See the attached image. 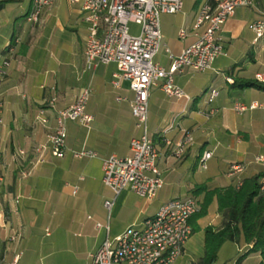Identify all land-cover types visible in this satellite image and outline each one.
Returning <instances> with one entry per match:
<instances>
[{
    "label": "crops",
    "instance_id": "0c3cea01",
    "mask_svg": "<svg viewBox=\"0 0 264 264\" xmlns=\"http://www.w3.org/2000/svg\"><path fill=\"white\" fill-rule=\"evenodd\" d=\"M204 1L194 0L191 9L184 11L183 0L181 13L160 16L163 55L164 48L179 55L196 41L191 28ZM251 1V7L237 8L223 25L219 39L224 56L210 70L174 75V84L188 101L168 98L157 86L150 89L147 112L156 110L159 115L148 135L158 152L163 186L147 201L127 190L115 198L101 182L102 162L111 155L128 157L129 141L139 137L141 130L131 116L133 94L128 83L120 81L119 88L112 84L116 65L85 68L87 32L80 5L53 0L38 22L30 24L25 18L32 0H0V62L9 57L7 48L13 47L7 75L0 82L1 264H8L14 253L20 254L19 264H91L90 256L105 240L115 239L129 227L141 228L163 204L189 196L201 203L204 192L194 194L198 187L234 186L236 179L226 177L229 165H243L241 180L264 175V163H253L255 157H264V91L238 85L242 80L264 84L256 80L264 78V39L255 42L249 29L264 18V0ZM130 26L139 32L138 26ZM183 29L187 36L180 40ZM160 51L155 63L167 69ZM87 87L91 93L85 111L92 123L82 127L65 122L64 155L56 158L46 149L42 162L36 163L35 149L46 145L57 112L71 106ZM211 90L218 95L208 103ZM235 104L256 108L239 115L233 110ZM183 131L191 132L193 141L176 159L174 145ZM164 139L172 144L167 146ZM83 150L95 157H72V152ZM204 152L212 155L202 169ZM112 200L108 212L104 202ZM223 223L215 203L205 215L190 220L191 236L175 264L199 263L205 255L206 230L217 232ZM12 235L18 236L16 243L8 242ZM249 249L225 243L216 260L259 264V256Z\"/></svg>",
    "mask_w": 264,
    "mask_h": 264
},
{
    "label": "built area",
    "instance_id": "2783aa9c",
    "mask_svg": "<svg viewBox=\"0 0 264 264\" xmlns=\"http://www.w3.org/2000/svg\"><path fill=\"white\" fill-rule=\"evenodd\" d=\"M70 4H79L86 24V43L83 58L86 70H94L99 65L115 64L112 84L119 88L120 81H126L133 94L131 116L136 128L141 130L139 137L129 141V156L120 158L109 156L101 165V182L116 198L127 190L136 197L151 201L163 186V180L157 168L158 152L150 139L146 121L148 96L152 87H159L168 98L188 101L189 98L175 84V74H183L186 70L204 73L211 69L216 59L224 56L220 44V32L223 25L234 15L237 8H249L251 0H205L199 6L198 15L191 28L196 41L184 49L179 55H173L167 48L164 53L170 61L168 70L153 62L161 50V34L159 19L162 15L181 13L183 0H67ZM53 0H32L31 10L25 21L36 24L44 9L52 6ZM139 27V32L131 34L129 25ZM249 29L254 41L264 39V18L254 21ZM187 31L181 30L180 40L185 39ZM16 41H14V44ZM9 57L0 62V82L7 75L10 55L13 47L7 48ZM257 81L264 82L258 76ZM91 88H85L68 108L57 112L56 126L47 135L46 145L35 149L36 163H41V154L48 149L52 156L61 158L65 153V122H75L82 127L92 123V117L85 111ZM218 92L211 90L207 102L211 103ZM118 100H120L118 98ZM1 107V105H0ZM256 108L255 104L246 107L235 104L233 110L242 114ZM42 113H40V116ZM1 124V120H0ZM164 131V134L169 130ZM193 141L191 132L183 131L181 139L174 145L173 156L180 159L188 145ZM163 142L170 146L168 140ZM20 155L23 152H19ZM210 152H204L200 167L205 169V162L211 158ZM75 159L93 158L89 151L72 152ZM254 164L264 163V157L257 156ZM242 164H231L226 170V177L236 179L235 187L241 186L239 178L243 172ZM260 191H264V179L260 182ZM75 194V190L73 192ZM112 201L104 202L109 212ZM199 211L194 198L174 199L163 204L156 214L145 221L141 228L129 227L121 235L103 242L92 254L91 264H175L191 236L190 219ZM17 235L8 238V242L16 243ZM20 254L14 253L8 264H19ZM2 260L0 259V264Z\"/></svg>",
    "mask_w": 264,
    "mask_h": 264
},
{
    "label": "trees",
    "instance_id": "16d2710c",
    "mask_svg": "<svg viewBox=\"0 0 264 264\" xmlns=\"http://www.w3.org/2000/svg\"><path fill=\"white\" fill-rule=\"evenodd\" d=\"M240 88H256L264 91V84L256 81L238 82ZM264 175L259 174L242 179L236 188L198 187L195 193L204 192L195 220L206 214L212 203L223 216V227L217 232L207 229L205 232V255L197 264H213L220 247L225 243L243 244L249 247V253L259 256V264H264V194L260 191V182ZM194 198V196H189ZM190 222V221H189Z\"/></svg>",
    "mask_w": 264,
    "mask_h": 264
},
{
    "label": "rangeland",
    "instance_id": "374dc122",
    "mask_svg": "<svg viewBox=\"0 0 264 264\" xmlns=\"http://www.w3.org/2000/svg\"><path fill=\"white\" fill-rule=\"evenodd\" d=\"M194 0H184V3H185V7H184V11H186V8L187 9H191V6H192V3H193ZM174 19H176L177 17H173ZM129 30H130V33L131 34H137V27L135 26H130L129 25ZM172 32V31H171ZM173 33V32H172ZM174 34V33H173ZM162 51V50H161ZM160 51V54L162 55V59H161V64L162 65H166L167 69L164 68L165 70H168V64L170 66V61L167 59V57L165 55H163V52L161 53ZM165 58H164V57ZM153 62H155V60H153ZM168 62V63H167ZM148 116V122L146 123V127H147V131L148 133L151 131V129L154 128V123H155V120L157 119V116L159 115L158 112L156 110H153L151 111V109L149 110V112H147ZM199 209H200V206H199ZM198 214V213H197ZM119 229V228H118ZM124 232V231H123ZM215 264H230L229 262L225 261V258H221V259H218L216 260ZM233 264V263H232Z\"/></svg>",
    "mask_w": 264,
    "mask_h": 264
}]
</instances>
